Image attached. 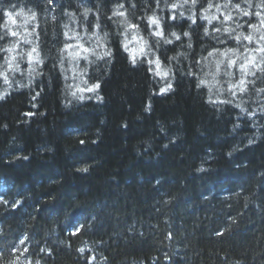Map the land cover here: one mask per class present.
Returning a JSON list of instances; mask_svg holds the SVG:
<instances>
[{"label":"trees","instance_id":"16d2710c","mask_svg":"<svg viewBox=\"0 0 264 264\" xmlns=\"http://www.w3.org/2000/svg\"><path fill=\"white\" fill-rule=\"evenodd\" d=\"M262 48L264 0H0V264H264Z\"/></svg>","mask_w":264,"mask_h":264},{"label":"snow or ice","instance_id":"6c2138e0","mask_svg":"<svg viewBox=\"0 0 264 264\" xmlns=\"http://www.w3.org/2000/svg\"><path fill=\"white\" fill-rule=\"evenodd\" d=\"M186 2H187V0H186ZM196 2H197V0H192V3H193V5H195L196 4ZM213 5H209V7H212ZM172 7L173 8H175L176 7V5H172ZM217 7H219V6H217ZM225 7H227V5H225ZM236 7L237 8H239V5H236ZM244 15H248V13L247 12H244L243 13ZM5 15H8L9 16V19L10 20H12V17H11V15L10 14H8V13H6ZM113 15H123V13L122 12H118V11H115L114 13H113ZM181 15H183V13H181ZM206 18V17H205ZM190 19H191V17H190ZM229 19H231V16L230 15H226L225 16V20H229ZM12 22L14 23L15 21L14 20H12ZM151 24H157V21L156 20H154V19H151L150 18V21H149ZM209 22H211V21H209ZM193 23H195V21H193ZM157 27H158V24H157ZM254 27V26H253ZM218 31H219V29H218ZM224 31L225 32H228V29H224ZM13 36H16L17 34L15 33V32H12L11 33ZM208 33H207V30H205V35H207ZM154 35H162V33H160V32H155L154 33ZM172 35H176L175 33H173ZM185 35H187V33H185ZM177 39H179V36H177L176 37ZM245 39H247V40H249V41H251V39H252V37L251 36H246V37H244ZM167 43H171V41L169 40V41H166ZM237 42H239V37H237ZM125 47H127L126 45H125ZM12 49H4V51H11ZM32 51L33 52H35L36 50H35V48H33L32 49ZM84 51H88L87 49H84ZM260 51H264V48H262V49H260ZM210 55H211V53H210ZM254 59V58H253ZM29 60H30V62H31V60H32V57H31V53H29ZM229 63H230V65H234L235 64V61H232V60H230L229 61ZM241 67V70L242 71H244L245 70V65H241L240 66ZM5 82H7V77H5ZM240 84L241 85H243L244 84V81L243 80H241L240 81ZM99 87V85H94L92 88H89L88 89V91H93L94 90V88H98ZM169 87H170V85H169ZM244 89L243 88H241V91H243ZM163 91H165V89H161V92H163ZM3 97H0V99H2Z\"/></svg>","mask_w":264,"mask_h":264}]
</instances>
